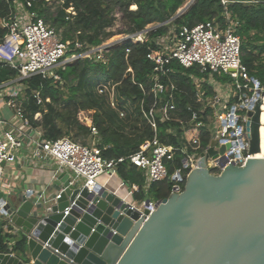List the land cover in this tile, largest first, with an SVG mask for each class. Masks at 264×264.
Listing matches in <instances>:
<instances>
[{
    "label": "built area",
    "instance_id": "2783aa9c",
    "mask_svg": "<svg viewBox=\"0 0 264 264\" xmlns=\"http://www.w3.org/2000/svg\"><path fill=\"white\" fill-rule=\"evenodd\" d=\"M7 1L13 3L14 10L8 17H0V25L8 29L5 39L0 40V64L16 69L17 75L13 79L0 81V97L6 99L5 104L13 109L24 127L12 124L0 110V184L7 164L45 167L52 163L55 165L52 181L59 182L60 186L51 193L48 192V185L37 194L32 189H27L26 193H31L29 197L36 206L50 208L61 197L63 188L59 176L63 172L69 173L70 184L74 188H87L90 193L97 195L101 187H106L98 182V176L105 172L110 177L118 174V164L125 158H107L103 155L108 146L101 145V137L94 124L85 142L75 141L70 136L57 139L45 137L42 126L33 125L17 101L24 95L25 79L41 75L43 78L61 80L57 69L65 68L68 63L78 58L105 62L106 54L112 48L111 43L87 46L80 51L83 47L80 41L63 40L54 26L39 16L37 11L31 10L33 0ZM237 1L264 5V0H220L223 23L214 19L189 25L176 24L173 23L174 19H170L167 22L150 24L141 31L125 34L119 39L118 42H144L150 31L172 24L164 34L153 39L157 47L150 46L147 54L154 63V71L149 78V87L144 89L152 97L144 115L154 136L145 140L129 156L131 162L145 176L142 187L122 178L120 185L128 186L129 194H134L141 188L147 190L153 182L169 176L172 180L171 194L181 193L189 174L200 167L203 159L206 168L213 174H220L228 164L244 166L250 159L247 123L251 117L250 112L264 89V80L252 76L242 62L241 38L237 32L240 22L230 9V5ZM66 11L69 14L67 19L76 14L72 6ZM173 60L185 68L196 66L201 73L190 74L199 108L194 110L189 105L191 115L187 118L181 115L176 104L177 87L171 80L169 67ZM216 73H220L224 79L217 78ZM100 91L104 92V89ZM34 97L37 104L43 103L39 91H35ZM46 100L50 101L49 98ZM40 117V111L34 113L36 120ZM159 122L179 123L183 129L184 145L177 147L162 142L158 135ZM204 130L210 133V141L205 147L201 143ZM174 132L175 127L168 126L167 133ZM213 140L216 141L214 145L211 144ZM223 146L225 150L221 153ZM210 147L216 150L217 155H203ZM179 150L185 155L183 165L176 167L169 175L165 161L174 159ZM146 199L130 202L133 208L143 210ZM7 202V199L0 198V222L5 233L4 242L9 249L6 252L17 254L13 247L24 234L6 213ZM155 202L151 199L150 213L156 209ZM69 208L70 206L66 209V214Z\"/></svg>",
    "mask_w": 264,
    "mask_h": 264
},
{
    "label": "water",
    "instance_id": "95a60500",
    "mask_svg": "<svg viewBox=\"0 0 264 264\" xmlns=\"http://www.w3.org/2000/svg\"><path fill=\"white\" fill-rule=\"evenodd\" d=\"M250 115L244 166L213 174L201 160L184 190L156 201L151 213L150 198L143 210L133 208L106 187L97 195L74 188L68 172L50 208L36 206L30 192L14 194L5 209L27 247L0 252V264H264V89ZM203 155L217 152L210 147Z\"/></svg>",
    "mask_w": 264,
    "mask_h": 264
},
{
    "label": "trees",
    "instance_id": "16d2710c",
    "mask_svg": "<svg viewBox=\"0 0 264 264\" xmlns=\"http://www.w3.org/2000/svg\"><path fill=\"white\" fill-rule=\"evenodd\" d=\"M25 1V0H23ZM187 0H65L63 9L57 16L47 15L46 18L59 24L69 23L66 19L69 7H74L76 14L69 19H76V30L87 27L91 32L80 37L88 46H97L113 33L104 34L106 27L113 23L111 16L115 8H119L126 20L127 28L120 33L132 34L145 29L150 24L163 23L175 16ZM44 0H33L31 10L44 17V12L37 10L38 4ZM240 25L237 29L241 38V59L250 74L264 80V5L248 4L237 1L230 5ZM11 1L0 0V17H8L13 13ZM47 19H45L47 21ZM217 20L223 23L222 5L220 0H195L194 3L173 23L194 25L197 22ZM168 24L157 27L149 32L144 42L126 40L111 48L106 54L105 62L90 58H78L65 68H58L61 80L43 78L35 75L24 80V95L17 101L24 109L33 125L39 120H33L35 112L45 108L40 125L45 129V137L57 139L67 133L72 139L81 136L85 142L94 124L101 137V145L108 146L103 155L107 158L125 159L118 164V174L129 182L143 186L145 176L143 171L131 162L129 156L136 152L140 145L154 136L144 110L149 108L152 97L144 92L149 87V78L154 71V63L147 57L149 47H157L153 39L164 34ZM8 29L0 25V40L3 41ZM67 35L63 40H67ZM9 46V44H7ZM83 46L80 51L85 50ZM171 80L176 84V104L183 117L191 115L188 106L198 110L195 101V85L190 74L200 75L196 66L185 68L176 60L169 65ZM131 68V70H129ZM17 70L6 64H0V81L16 77ZM169 82V81H168ZM108 84L109 86H107ZM99 85V88H98ZM104 89V92L100 90ZM39 91L43 99L37 104L34 97ZM112 99L110 103V98ZM49 98L50 101L46 99ZM129 103L130 108H125ZM124 115L122 119L120 115ZM118 117L119 119H116ZM57 119L66 124V128L58 126ZM168 126L175 127V132L167 133ZM158 135L162 142L177 147L184 145L183 129L177 122H159ZM210 141V133H202V146ZM184 154L179 150L174 159L166 160L169 175L176 167H182ZM172 180L169 177L153 182L145 190L135 192L136 200L150 198L153 201L162 200L171 195ZM5 233L0 222V252L8 251L4 242ZM27 247V237L21 235L13 247L17 253L24 252Z\"/></svg>",
    "mask_w": 264,
    "mask_h": 264
},
{
    "label": "rangeland",
    "instance_id": "374dc122",
    "mask_svg": "<svg viewBox=\"0 0 264 264\" xmlns=\"http://www.w3.org/2000/svg\"><path fill=\"white\" fill-rule=\"evenodd\" d=\"M189 1L190 0H187L185 4H187ZM64 2L65 0H44V3L38 4L36 6H37V10H41L44 12V17L43 16L42 17L44 19H47L46 18L47 15L57 16L59 11L63 9ZM185 4L181 8H183ZM111 16L113 19V23L109 27H106L104 31L105 33L102 34V36L105 37V34L108 32H112L113 34L110 37L105 38L103 43H108V44L111 43V45H113L114 42L117 41L115 42V44L120 45L124 41L118 42L119 39L122 38L126 34V33H120V32L127 28V23H126V20L123 18L122 11L119 8H115L112 11ZM67 20L69 21V23H64V24L56 23L55 21L50 20V19H47V22L56 28L61 38H64L67 35L68 36L67 40L80 41L83 46H88L85 41L80 40V37L84 34H87V33L89 34L91 31L87 27H83V28L81 27L79 28V30H76V27H77L76 19H67ZM171 26L172 24H169V27ZM216 75H217V78H221V80L224 79L222 75L220 76V73H216ZM106 85L109 86L108 84ZM98 88H99V85H98ZM109 100L111 103L112 99L110 98ZM124 106L125 108L131 109V105L129 103H126V104L124 103ZM40 112H41V117L38 120L41 123L42 115L44 112H46V109L42 108L40 109ZM120 116L122 117V119H125L124 115L121 114ZM116 119H119V118L116 117ZM33 120L34 121L36 120L34 118V115H33ZM40 123L38 125H40ZM57 124L58 126L64 129L66 128V124L60 119H57ZM63 136H68V135L67 133H64ZM75 141L83 142L84 139L81 136H77L75 137ZM53 173H54L53 170L49 171L50 175H52ZM97 180L100 184H104L107 187V189L112 190V191L114 190L117 191L120 196L122 197L127 196L129 201H136L134 195L129 194L130 188L128 186L120 185L122 182V178L119 176V174H114L113 176L110 177V175L107 172H105L99 175ZM53 184H55V186H59V182L57 181L53 182Z\"/></svg>",
    "mask_w": 264,
    "mask_h": 264
},
{
    "label": "crops",
    "instance_id": "0c3cea01",
    "mask_svg": "<svg viewBox=\"0 0 264 264\" xmlns=\"http://www.w3.org/2000/svg\"><path fill=\"white\" fill-rule=\"evenodd\" d=\"M5 98L0 97V110L6 119L12 124L24 127L21 121L15 116L11 107L5 104ZM43 128V127H42ZM45 133V129L43 128ZM55 170V165L50 163L43 166H30L28 164H7L5 175L0 184V198L9 200L16 193H26L27 189H32L36 194L40 192L45 185H48V192L60 186H55L52 181V175L49 171ZM115 191V190H114ZM117 192V191H115ZM118 193V192H117ZM128 200L127 196H124Z\"/></svg>",
    "mask_w": 264,
    "mask_h": 264
},
{
    "label": "bare ground",
    "instance_id": "6f19581e",
    "mask_svg": "<svg viewBox=\"0 0 264 264\" xmlns=\"http://www.w3.org/2000/svg\"><path fill=\"white\" fill-rule=\"evenodd\" d=\"M117 193V192H116ZM118 194V193H117ZM119 195V194H118Z\"/></svg>",
    "mask_w": 264,
    "mask_h": 264
}]
</instances>
